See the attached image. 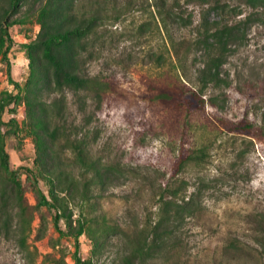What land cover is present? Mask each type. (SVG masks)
<instances>
[{"label":"rangeland","instance_id":"obj_1","mask_svg":"<svg viewBox=\"0 0 264 264\" xmlns=\"http://www.w3.org/2000/svg\"><path fill=\"white\" fill-rule=\"evenodd\" d=\"M120 1L97 34L74 45L77 74L104 87L93 97L50 89V67L38 44L37 19L45 0H20L16 11L10 0H0V105L19 93L7 77L8 67L21 88V100L10 101L0 114V146L12 169L22 173L25 220L30 221L21 233L16 193L0 169V264H124L126 259L133 264H264V0H205L202 5L181 0L191 25L173 34L180 42L175 49L166 34H150L147 26L146 33L137 31L150 23L149 0H130L133 9ZM200 22L237 27L217 85L202 81L207 57L198 41L209 34H195ZM31 43L38 56L34 64L25 47ZM32 67L39 70L35 78H30ZM164 88L201 89L203 109L164 102L158 98ZM25 98L34 100V118L45 119L49 130L58 128L52 159L45 161L59 162L75 183L76 189L65 194L53 185L62 213L57 224L53 210L37 207L36 190L48 198L51 186L45 180L33 183L20 169L32 168L37 155ZM238 123L251 124L252 133L227 131ZM75 143L103 174L101 180L76 164L69 147ZM189 154L199 156L198 162L176 173L179 157ZM171 191L182 209L166 221L162 206ZM148 245L155 246L151 258L134 250Z\"/></svg>","mask_w":264,"mask_h":264},{"label":"trees","instance_id":"obj_2","mask_svg":"<svg viewBox=\"0 0 264 264\" xmlns=\"http://www.w3.org/2000/svg\"><path fill=\"white\" fill-rule=\"evenodd\" d=\"M20 0H10V8L16 11L19 6ZM148 7L150 9V23L141 24L137 27V31L140 34L146 33L144 27H148L149 33L154 34L159 32L160 34H166L172 47H176L180 42L176 43V39L173 34H178L183 28H187L191 25L190 22H186L190 18H185V12L182 10L181 0H149ZM205 0H186V5L189 3H195L202 5ZM248 4H254L258 0H245ZM120 0H45V3L40 8L38 13L37 24L40 28V40L39 45L42 46V59L50 67V73L46 75L47 81L52 83L54 92H62L64 89L72 90L74 92H85L88 96L99 97L103 93L104 87L94 78L83 77L77 74V58L78 53L74 49V45L86 40L90 36L97 34L101 23L108 20L110 11H115L120 5ZM130 0H126V6H132ZM132 6L131 9H133ZM135 10H133L134 12ZM137 12V11H136ZM98 22L100 24H98ZM190 23V24H189ZM210 25V24H209ZM195 34H209L202 42L198 41L202 45L203 50H200L203 55L207 57L206 67L201 70L202 81L209 78V81L218 84L219 69L223 64V59L227 55L228 41L236 34L237 27L232 24H224L221 26H207V24L199 23L196 26ZM7 41H11L7 30L4 32ZM205 36V35H203ZM202 36V37H203ZM201 37V36H199ZM210 39V42L208 40ZM0 47L4 43L1 40ZM197 42V43H198ZM196 43V44H197ZM34 43L28 44L25 47L27 50V58L34 64L38 56L31 52V48ZM9 46L3 52L4 58H6ZM178 51L176 57H178ZM7 61V59H6ZM39 70L37 67H32L30 71V78L37 77ZM7 77L9 81L19 90V93L14 97H9L8 102L0 105V114L4 111V108L11 103L10 101L21 100L20 92L21 88L18 84L11 80L9 67L7 70ZM49 87V86H48ZM25 89V88H24ZM22 89V90H24ZM27 90V88H26ZM173 92L172 89L164 88L160 90L158 98L168 103L171 100L178 102L180 106L185 107L189 111H199L204 107V100L201 96V89L191 88V90ZM34 100L29 98L24 99V105L26 107V118L29 119V127L34 135L36 144L37 155L32 168H20L27 178L33 183L37 184L39 180H45L50 186L49 197L37 189V207H46L49 210L55 212V223L62 217L61 206L58 204V195L53 189L54 183L60 186L59 192L65 194V192L74 191V180L69 178L68 173L61 167L59 162L48 163L45 158L50 157L51 153H54L55 144L58 141V128L54 127L49 130L48 122L43 118H34L32 109L34 106ZM253 126L251 124H235L229 125L227 131L230 133H237L242 135H249L252 133ZM48 140V143L45 141ZM68 146V145H67ZM76 152L75 162L81 166H86L89 171L93 172L96 180L102 179L103 174L99 172L97 166L90 162L85 156L83 146L81 144L69 145ZM199 156H180L177 164L176 173H179L184 167L193 162L197 163ZM0 169L5 175L6 181L11 183L16 193L17 206L20 209L19 228L18 230L23 233L26 223L30 222L25 220L27 215V207L23 203V186L21 181L22 173L19 169H12L9 161V156L4 150L3 144L0 146ZM103 170L108 168L103 167ZM90 182L84 183L83 199H87V186ZM54 190V191H53ZM169 201L164 202L162 206L163 217L166 221H172L178 215V210L182 209L172 199L175 198V192L171 191ZM5 198H3V205H5ZM185 209V206L183 207ZM7 217L3 219V226H7ZM83 233V227L81 226L76 234V239ZM22 240V238H20ZM154 243V242H153ZM154 245L147 246L145 249L135 246L134 250L141 256V258H151ZM79 262V260H78ZM82 264H85L82 262ZM124 264H133L130 259H126ZM143 264V263H140Z\"/></svg>","mask_w":264,"mask_h":264}]
</instances>
